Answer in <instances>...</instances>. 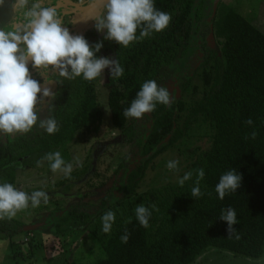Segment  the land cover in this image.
Returning <instances> with one entry per match:
<instances>
[{"label":"trees","instance_id":"16d2710c","mask_svg":"<svg viewBox=\"0 0 264 264\" xmlns=\"http://www.w3.org/2000/svg\"><path fill=\"white\" fill-rule=\"evenodd\" d=\"M154 5L171 14L164 31H153L127 47L115 41L108 47L124 69L123 76H109L106 84L111 124L120 131L125 149L112 192L96 211L81 202L68 208L59 221L62 225L71 218L75 220L71 229L81 225L99 241L105 256L87 264H192L210 248L235 257L259 259L264 256V33L238 10L223 4L210 24L206 23L204 0H154ZM212 32L216 48L208 46ZM104 36L105 32L101 33L103 48L97 57L104 51ZM194 44L201 55L200 66L193 65L199 84H194L196 74L188 72L174 84L181 100L169 91L170 105L157 103L142 118H124V110L145 81L155 80L168 89L173 68L189 60ZM62 83L52 115L59 131L48 134L43 130L30 139L0 144V184L16 187V167H36L37 161L50 152L59 151L68 163L69 146L77 135L84 130L96 131L102 125L98 77L88 81L81 75L65 78ZM187 97L190 105L185 102ZM249 118L254 122L251 126L245 123ZM200 124L210 129V145L189 159L192 178L183 186L168 184L139 194L154 162L183 141L190 127ZM254 130L258 135L252 139ZM43 163L50 169L48 161ZM200 168L205 171L200 181L203 195L193 198L191 189ZM232 169L242 175L241 186L221 200L216 185ZM119 184L121 197L115 199L113 192ZM139 204L152 212L147 228L136 218L134 210ZM228 207L235 209L237 216L231 237L227 222L220 220L222 210ZM108 210L116 219L110 233H104L101 216ZM6 226L1 221L0 232L7 233ZM22 227L17 225L12 232L19 233ZM125 233L129 234L127 243L121 240ZM62 264L86 263H73L71 259Z\"/></svg>","mask_w":264,"mask_h":264},{"label":"clouds","instance_id":"9594fccd","mask_svg":"<svg viewBox=\"0 0 264 264\" xmlns=\"http://www.w3.org/2000/svg\"><path fill=\"white\" fill-rule=\"evenodd\" d=\"M4 2L0 0V5ZM88 2L95 4L97 0ZM102 3L103 13L89 19L96 21L97 31L103 33L107 30L105 40L115 41L124 47L150 36L153 31H164L172 19L171 14L155 8L154 0H102ZM13 8L17 13L16 21L8 26V30L0 26V133L31 132L38 122V104L43 105L53 96L51 87L32 77L30 63L42 76L51 71L69 80L82 75L83 79L93 81L106 69L114 78L123 76L124 69L118 61L96 56L103 48V42L93 46L83 35H72L64 26L56 7L46 6L44 0H13ZM157 103L170 105L169 90L158 86L155 80L145 81L130 107L124 110L123 117L142 118L145 113L152 112ZM245 123L251 126L254 122L249 118ZM39 127L48 134L59 131L55 118L40 119ZM257 135L255 130L250 133L252 139ZM44 160L49 162L53 173L60 171L66 178H71L73 165L66 163L59 151L47 153L37 161V166ZM178 164L177 160H169L167 168L178 171ZM196 171L197 179L191 189L193 198L203 195L200 181L204 179L205 171L203 168ZM192 175V172L185 173L179 180L180 185L183 186ZM241 181L242 175L235 169L225 172L215 188L219 198L223 200L227 194L236 192ZM41 200L45 204L48 202L44 191H33L29 195L11 183L0 184V218L16 216L19 210L29 206V201L32 207H38ZM134 211L139 224L147 228L152 216L149 208L139 204ZM115 219L111 210L101 216L104 233H110ZM220 220L227 222L231 237L237 224L235 209L228 207L222 210ZM121 240L127 243L129 234L122 235Z\"/></svg>","mask_w":264,"mask_h":264},{"label":"rangeland","instance_id":"374dc122","mask_svg":"<svg viewBox=\"0 0 264 264\" xmlns=\"http://www.w3.org/2000/svg\"><path fill=\"white\" fill-rule=\"evenodd\" d=\"M204 1L206 23H211L219 6L223 4L225 7L238 10L264 33V0H218L217 6L215 0L213 3L212 0ZM85 7L88 20L89 17L100 15L104 11L102 0H97L95 4L86 2ZM90 20L87 23L89 28L96 24L94 19ZM209 36L208 46L216 48V40L214 37L210 39ZM106 43L100 57L115 60L111 49L108 48L111 46V40H107ZM193 48L194 54L185 63H178L173 68L172 81L166 84L169 91L175 93L179 100L182 99L181 94L174 84L181 76L190 72L193 76L196 74L194 84L200 82L193 65L195 63L197 68L200 66L198 56L201 55L195 44ZM109 76L107 69L98 76V103L104 114L102 125L96 131L95 129L81 131L69 146L68 163L73 165V171L68 181L61 183L66 178L64 174L60 171L53 173L45 163L33 168L16 167V188L29 195L33 191H44L48 196V202L45 204L41 200L38 207H32L29 201V206L19 210L16 216L10 219L5 216L0 220L7 224V233L0 232V264H62L65 260L71 259L73 263L87 264L105 256L99 241L88 230H84L81 225L71 229L75 222L71 218L67 217V223L62 225L59 220L68 208L78 206L81 202L87 203L96 211L101 200L112 192L115 184V172L125 149L122 146L120 131L112 127L108 111L106 84ZM185 102L190 105L189 97ZM209 137L210 129L206 124L190 127L183 141L154 162L141 184L139 194L179 183L185 173L191 172L192 161L189 159L193 154L208 149ZM169 160L179 161L178 171L167 168ZM121 188L119 184L117 190L113 192L115 199L121 197ZM17 225L23 226V231L13 233L12 230L14 231ZM192 264H264V256L259 259H245L235 257L227 251L210 248Z\"/></svg>","mask_w":264,"mask_h":264},{"label":"flooded vegetation","instance_id":"af4514ba","mask_svg":"<svg viewBox=\"0 0 264 264\" xmlns=\"http://www.w3.org/2000/svg\"><path fill=\"white\" fill-rule=\"evenodd\" d=\"M46 6H54L57 8L58 13L60 14L63 24L67 27L72 35H83L85 39L89 42L90 45H95L97 42L101 41V32L96 30L94 26L89 28L87 25L91 20L87 19L86 13L84 11L85 4L88 0H84V3H80V0H44ZM17 13L13 8V0H5L3 5H0V26L5 27V30H8V26L13 24L16 21ZM105 35L107 30L104 31ZM107 42V40H106ZM107 45V43H106ZM29 69L32 77L41 82L45 83L46 86L51 87L53 96L49 97L43 105L37 106L38 112V122L34 126L33 130L27 134H12L7 135L0 133V144H5L8 141L14 142L18 138H29L43 131L39 127L40 119L52 118L53 112L57 110L55 105L56 96L58 93L59 86L62 87L64 77H60L55 72H49L46 76H42L40 72L31 67L29 64Z\"/></svg>","mask_w":264,"mask_h":264},{"label":"water","instance_id":"95a60500","mask_svg":"<svg viewBox=\"0 0 264 264\" xmlns=\"http://www.w3.org/2000/svg\"><path fill=\"white\" fill-rule=\"evenodd\" d=\"M217 4H218V0H215V6H217ZM211 30L213 31V29L211 28ZM214 37V35H213V32L210 34V36H209V38L210 39H212ZM177 91H178V89H177ZM179 92V91H178Z\"/></svg>","mask_w":264,"mask_h":264}]
</instances>
